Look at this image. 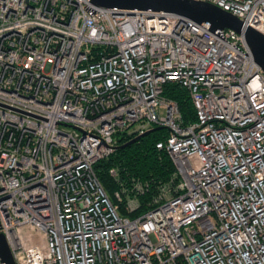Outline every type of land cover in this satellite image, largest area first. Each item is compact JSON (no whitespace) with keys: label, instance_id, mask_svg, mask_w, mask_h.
<instances>
[{"label":"built area","instance_id":"1","mask_svg":"<svg viewBox=\"0 0 264 264\" xmlns=\"http://www.w3.org/2000/svg\"><path fill=\"white\" fill-rule=\"evenodd\" d=\"M197 1L264 33V0ZM154 126L177 182L123 215L94 165ZM0 235L16 264H264V70L244 36L91 0H0Z\"/></svg>","mask_w":264,"mask_h":264},{"label":"trees","instance_id":"2","mask_svg":"<svg viewBox=\"0 0 264 264\" xmlns=\"http://www.w3.org/2000/svg\"><path fill=\"white\" fill-rule=\"evenodd\" d=\"M163 96L178 103L185 124L195 121V108L187 89L175 83H168ZM168 134L169 131L163 126H155L141 139L125 148L116 149L109 157L94 165L98 179L112 201L119 205L121 214L134 217L148 211L162 188L174 189L177 182L175 165L170 155L157 147V143L163 141ZM134 137L135 135L127 133L120 134L117 137V145ZM112 169L116 170L115 175H112ZM139 186L142 189H139ZM117 192L121 194V201L116 197ZM129 193L139 202L135 212L126 210V196Z\"/></svg>","mask_w":264,"mask_h":264},{"label":"water","instance_id":"3","mask_svg":"<svg viewBox=\"0 0 264 264\" xmlns=\"http://www.w3.org/2000/svg\"><path fill=\"white\" fill-rule=\"evenodd\" d=\"M91 2L96 6L114 10H128L131 12L134 10H150L175 13L197 23L207 22L214 31L217 29H232L244 36L254 60L264 70V33L251 26H245L239 17L211 2L197 0H91ZM151 131L152 129L117 145L116 149L127 147ZM0 256L5 264H16L4 235H0Z\"/></svg>","mask_w":264,"mask_h":264},{"label":"rangeland","instance_id":"4","mask_svg":"<svg viewBox=\"0 0 264 264\" xmlns=\"http://www.w3.org/2000/svg\"><path fill=\"white\" fill-rule=\"evenodd\" d=\"M137 127V124L136 125H134L133 127H131L130 129H129V132H132L135 128ZM155 127V126H154ZM125 198V197H124ZM126 199H127V202H126V205H128L129 206V201H133V200H136L137 201V199L136 198H134V197H132L131 195H130V193L128 194V196H126ZM132 204H136V203H132Z\"/></svg>","mask_w":264,"mask_h":264}]
</instances>
